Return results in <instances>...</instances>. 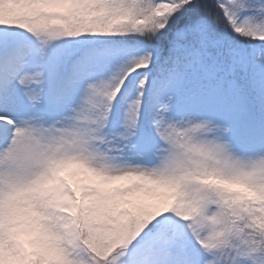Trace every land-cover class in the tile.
I'll return each mask as SVG.
<instances>
[{
    "label": "snow or ice",
    "instance_id": "1",
    "mask_svg": "<svg viewBox=\"0 0 264 264\" xmlns=\"http://www.w3.org/2000/svg\"><path fill=\"white\" fill-rule=\"evenodd\" d=\"M0 264H264V0H0Z\"/></svg>",
    "mask_w": 264,
    "mask_h": 264
}]
</instances>
